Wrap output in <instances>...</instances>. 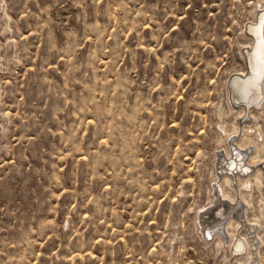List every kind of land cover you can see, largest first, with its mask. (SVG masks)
I'll return each mask as SVG.
<instances>
[{
    "label": "rangeland",
    "instance_id": "rangeland-1",
    "mask_svg": "<svg viewBox=\"0 0 264 264\" xmlns=\"http://www.w3.org/2000/svg\"><path fill=\"white\" fill-rule=\"evenodd\" d=\"M262 1L0 0V264L235 263L202 229Z\"/></svg>",
    "mask_w": 264,
    "mask_h": 264
},
{
    "label": "bare ground",
    "instance_id": "bare-ground-1",
    "mask_svg": "<svg viewBox=\"0 0 264 264\" xmlns=\"http://www.w3.org/2000/svg\"><path fill=\"white\" fill-rule=\"evenodd\" d=\"M258 6L259 7L255 10V12L253 14V20H254L253 23H255L257 21L256 25H260L259 27H261L262 38L264 39V21H263L264 20V14H263V12H261L259 18H256L257 12L259 10L264 9V0L260 4H258ZM258 19H259V22H258ZM253 23L247 25V27H246V37L249 40L245 45H243L242 50H240L242 53L243 59L245 60L244 62H245V66H246V71L244 73H238L241 77H232L231 76L230 79L227 81L228 101L230 104L231 111L234 113V116L237 118V123H235L236 125L234 126V130L232 132L233 135H227V131L226 130L224 131V133L226 134V139L223 143L225 146V152H226L225 154H227L229 144L227 147H226V145H227L228 141L230 142V140L233 138V136L235 137V135L240 132V129H242V132L244 134V138L241 141V143L238 145L243 146V147L248 146V145L254 146L253 147L254 149L252 148L253 150L250 149L251 153L249 154L247 161H248L250 155H252L250 162L252 164L256 165V167H253V170L251 171V172H253V174L251 176H249L248 179H246V177H244L240 174L230 175L228 173H224L223 175L221 174V176H220L219 173H215V174H217L219 179H220V177H222V178L219 182V183H221L219 185L220 191H218V192H220V194L217 195L218 192L215 193L217 195V197H216L217 201L214 204L215 208H212L211 210H214V212H216L217 210L219 212H223V214H222L223 219L224 220L226 219L228 221H227L226 225L223 226V228L219 226V223L215 224L216 226L213 225L214 222H216V220H218L217 218L215 219V221L212 220L213 224L209 223L208 220H202L201 219V221H200L201 225L203 224V221H204V224H209V225L211 224L210 229H212V230H210L209 232L207 231L208 233L202 229L204 239H206V241L207 240L210 241V239H208L209 237L213 240L215 235H218V240L216 242L217 251L228 250L231 253L232 257L235 259L234 264H255L253 256L257 257L258 253L260 252L259 251L260 246L263 245V243H264V238L262 237L260 232L257 231L264 224V211L261 213L260 216H254V218H255L254 226L256 228L255 234L257 236L259 234L260 238H262L261 241L259 242L260 243L259 248H258V245H259V243H258L255 251L251 248V243H249V235H250L251 231L245 225L247 222L244 223L243 218L238 217V216H233V214L231 215L232 217L230 215H228L230 212H232L231 209L234 210L237 207V205L240 206L242 203H244V206H247V208L245 209L246 212H248L249 209L251 210L253 208L252 203H253V196H254V194H253L254 182L257 185L258 189H260V187L262 188L263 181H264V173H263L264 168L261 167V163L264 161V132H263L262 128L257 123L260 118H262L264 120V107L261 110L262 113H259L260 110H258L257 108H254V107L249 108L250 104H252V103L257 104L258 103L259 98L257 95V80H258V78L261 74V71H262V57H261V53H260L261 47H260V43L257 41V37H256L257 30H256V26ZM253 43H254V47L252 49V52L249 53V49L251 48ZM243 49H245V50H243ZM246 74H247V76L243 77ZM241 102H242V104H240ZM245 110H247V111L249 110V113H252V116H253L252 119H254V122H252L251 126L245 125L244 127H241L242 123H241L240 119L243 116ZM241 133H240V135H241ZM247 134H254L255 139L254 140L247 139L246 138ZM230 137H231V139H230ZM237 180L240 183V186H238L239 184H237V186L239 188L235 189L232 187V181H236V183H237ZM212 187L216 191V186L215 187L212 186ZM233 189L235 190L236 195H234L233 193H230ZM220 195H222V197L225 198L226 200H230V203L228 202L227 207L222 206V203H219V204L217 203V202H220L219 201ZM212 197H214V192H212ZM261 201L264 203V199H262ZM217 208H219V209H217ZM209 211L210 210H208L207 212H209ZM245 211H244V213H245ZM210 213H211V211H210ZM244 213H243V217L245 216ZM213 218H215V216ZM217 226H219V228H217V230H215L216 229L215 227H217ZM225 229L228 230V232H230L232 234L231 240H229L226 237L227 235H225V231H226ZM241 233H243V239H244V245H245L244 252H242L243 247H242V245H240L241 244L240 242H236V244L234 245L233 251L231 252V247H232V244H233L235 238L239 237L241 239ZM226 246H228V247L226 248ZM257 249H258V251H257ZM259 257H260V255H259ZM256 259L258 260V258H256ZM262 264H263V262H262Z\"/></svg>",
    "mask_w": 264,
    "mask_h": 264
},
{
    "label": "water",
    "instance_id": "water-1",
    "mask_svg": "<svg viewBox=\"0 0 264 264\" xmlns=\"http://www.w3.org/2000/svg\"><path fill=\"white\" fill-rule=\"evenodd\" d=\"M261 11L262 10H259L258 12H257V14H256V18H259L260 17V14H261ZM263 14H264V11H263ZM258 22H259V19H258ZM249 23H247L245 26H247ZM255 26H256V30H257V32H256V37H257V41L260 43V46H262L263 44H264V39L262 38V33H261V27H259L260 25H256L257 24V21L255 22V23H253ZM262 26V25H261ZM246 32V31H245ZM254 44V43H253ZM252 44V45H253ZM263 65V64H262ZM247 75V74H246ZM246 75H244V76H246ZM243 76V77H244ZM232 77H241V76H239V74H232ZM258 98H259V96H258ZM240 104H242V102L240 103ZM252 107V104H250L249 105V108H251ZM254 108H257L256 106H253ZM245 113H248V111L247 110H245V112H244V114ZM248 121V120H247ZM233 216H238V217H241V218H243V212L241 211V209H238L237 211H236V213H234L233 214ZM248 228H249V230L251 231V233H250V235H249V237H250V243H251V248L255 251V247H256V245H257V240H254V238L253 237H255L254 236V230H255V226L254 225H248L247 226ZM238 237H236V239H237ZM237 242H240L239 244L240 245H242V247H243V244H242V242L240 241V240H237ZM236 244V242H235V240H234V242H233V244H232V247H231V252L233 251V248H234V245ZM242 252H244V248H243V250H242ZM253 258L255 259L256 258V256H253Z\"/></svg>",
    "mask_w": 264,
    "mask_h": 264
}]
</instances>
